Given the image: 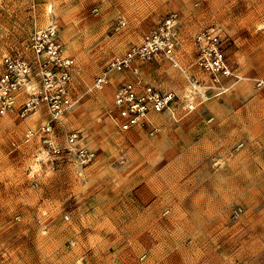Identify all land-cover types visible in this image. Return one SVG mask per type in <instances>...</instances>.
Instances as JSON below:
<instances>
[{
  "label": "rangeland",
  "instance_id": "374dc122",
  "mask_svg": "<svg viewBox=\"0 0 264 264\" xmlns=\"http://www.w3.org/2000/svg\"><path fill=\"white\" fill-rule=\"evenodd\" d=\"M171 14L172 56L182 71L163 57L136 64L143 83L175 95L171 110L123 129L127 116L114 94L133 75L112 70L101 89L95 80ZM49 27L73 62L58 119L41 100L46 92L56 96L61 72L44 90L29 43ZM209 28L231 85L243 77L233 87L223 86L229 78L213 83L198 66L195 40ZM263 41L264 0H0V77L6 57L31 68L14 112L0 115V264H264V125L257 110L264 62L256 55ZM33 97L37 107L22 114ZM239 101L247 108L242 128L211 127V118L188 127L174 111ZM164 113L172 125L151 124L152 114ZM70 135L75 147L94 154L91 162L82 165L68 151Z\"/></svg>",
  "mask_w": 264,
  "mask_h": 264
},
{
  "label": "built area",
  "instance_id": "2783aa9c",
  "mask_svg": "<svg viewBox=\"0 0 264 264\" xmlns=\"http://www.w3.org/2000/svg\"><path fill=\"white\" fill-rule=\"evenodd\" d=\"M176 24L177 15H169L161 25L149 30L137 44L131 45L123 56L114 58L107 66L106 71L95 80V88L101 89L106 82L107 74L112 70L122 69L133 75L132 82L118 87L114 94L115 105L123 108L127 116L123 129L148 124L150 112L160 113L171 110L175 95L171 92L161 94L151 85L143 83L136 64L151 63L157 57H163L182 71L172 56V51L176 47ZM29 43L34 57V66H36L35 74L40 76L44 90L53 87L55 83L53 72L57 69L61 72L56 80V96H51L46 92L41 100L46 101L52 118L58 119L65 109L60 97L64 94V85L71 79L69 69L73 62L63 58L62 45L57 38V31L54 27L33 32ZM195 43L200 48L198 66L213 77V83L218 82V77L229 78L233 76L219 48V40L213 28L203 32L196 38ZM3 68L0 77V115L14 112L16 108L15 95L26 85L31 74L30 66L20 58H4ZM37 105V97L28 99L22 106V114L34 110ZM45 129L43 132L48 131L49 127ZM28 135H31V132H28ZM66 142L68 151L75 152L82 165L93 160V153L82 147H75V135H70ZM43 143L50 150L56 151L53 142L48 138H45ZM238 215L239 211L233 210V216L237 217Z\"/></svg>",
  "mask_w": 264,
  "mask_h": 264
},
{
  "label": "crops",
  "instance_id": "0c3cea01",
  "mask_svg": "<svg viewBox=\"0 0 264 264\" xmlns=\"http://www.w3.org/2000/svg\"><path fill=\"white\" fill-rule=\"evenodd\" d=\"M256 55H258L260 59V63L264 62V41L260 44V49L256 51ZM230 65V64H229ZM261 68H263L261 66ZM262 84H264V74L258 75ZM238 82H235L233 85H237L241 80H243V77H238ZM225 82H223V86H229L231 83H233V80L231 78L225 79ZM231 85L230 87H233ZM261 85V84H260ZM168 89L171 88L170 86H166ZM228 91V90H227ZM226 92V91H225ZM246 104H243L241 101L238 103L230 104V103H223V104H213V103H197L192 105V110L187 111L186 107L187 104H181V105H175L174 111L177 114H182L181 117L185 118V121L187 123H190V126H198L199 124L204 126L206 123L209 124L211 121L210 118L212 119L213 124H210L211 127H214L216 125H221L225 126L229 129L238 127H246L247 123V108L245 106ZM257 110L260 111L259 115V122L260 126L264 125V103H261L258 105ZM216 111L217 113L213 114V112ZM198 116L202 117L203 119L200 120ZM170 116L168 113H164V115H155L152 114L150 117L151 124L154 123L156 126L158 123H167V126L169 127L170 125L173 124L171 122V119L169 118ZM181 118V120L183 119ZM205 122V123H204ZM204 123V124H203ZM153 125V124H152ZM190 132L192 133L193 131H188L187 135H190Z\"/></svg>",
  "mask_w": 264,
  "mask_h": 264
}]
</instances>
